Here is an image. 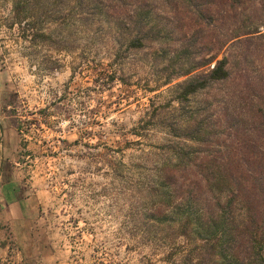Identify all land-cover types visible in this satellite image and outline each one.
Returning a JSON list of instances; mask_svg holds the SVG:
<instances>
[{
    "label": "rangeland",
    "instance_id": "obj_1",
    "mask_svg": "<svg viewBox=\"0 0 264 264\" xmlns=\"http://www.w3.org/2000/svg\"><path fill=\"white\" fill-rule=\"evenodd\" d=\"M17 1L0 0V179H13L32 210L0 223V264H182L193 243L166 240L138 214L173 140L159 116L199 110L220 124L224 113L242 120L254 102L246 85L257 81L264 100V53L254 40L226 48L231 78L178 108L170 88L187 76L163 78L184 68L172 54L178 30L198 38L189 15L137 0L164 29L126 51L124 31L96 15L83 21L75 0H27L31 15L13 24ZM260 3L244 12L258 15ZM210 28H197L201 38ZM148 110L157 119L147 122Z\"/></svg>",
    "mask_w": 264,
    "mask_h": 264
},
{
    "label": "trees",
    "instance_id": "obj_2",
    "mask_svg": "<svg viewBox=\"0 0 264 264\" xmlns=\"http://www.w3.org/2000/svg\"><path fill=\"white\" fill-rule=\"evenodd\" d=\"M259 1L264 4V0H162L171 13L189 15L198 34L195 38L178 30L172 54L185 62L184 68L163 78L165 85L172 77L187 76L170 88L178 108L190 96L231 78L226 48L254 40V49L264 53V9L260 3L257 9L263 12L258 15L252 14L256 9L244 12L245 5ZM32 5L27 0L15 2L12 23L28 18ZM75 5L83 21L96 15L124 31L121 37L126 51L158 39L164 29L157 28V17L137 0H75ZM173 14V23L179 25ZM214 17L217 24H211ZM209 25L201 38L197 28ZM33 36L45 37L40 32ZM258 90L257 81L246 85L245 92L254 102L249 100V111L242 120L224 113L220 124L211 120L210 113L199 110L187 114L172 110L171 118L159 116L164 133L173 140L164 147L166 157L155 168L156 180L148 187L151 193L143 195L138 214L141 220L160 226L166 240L173 235L193 243L195 264H264V100ZM158 114L148 110L147 122ZM191 249L182 264L193 263Z\"/></svg>",
    "mask_w": 264,
    "mask_h": 264
},
{
    "label": "crops",
    "instance_id": "obj_3",
    "mask_svg": "<svg viewBox=\"0 0 264 264\" xmlns=\"http://www.w3.org/2000/svg\"><path fill=\"white\" fill-rule=\"evenodd\" d=\"M1 174L2 168L0 178ZM12 181L13 179H0V223L5 222V220L14 222L15 220L28 218L27 213L32 210L29 204L30 197L19 194L18 187Z\"/></svg>",
    "mask_w": 264,
    "mask_h": 264
},
{
    "label": "water",
    "instance_id": "obj_4",
    "mask_svg": "<svg viewBox=\"0 0 264 264\" xmlns=\"http://www.w3.org/2000/svg\"><path fill=\"white\" fill-rule=\"evenodd\" d=\"M1 133V132H0ZM0 170H1V162H0Z\"/></svg>",
    "mask_w": 264,
    "mask_h": 264
}]
</instances>
